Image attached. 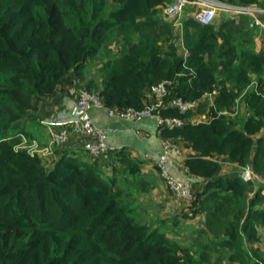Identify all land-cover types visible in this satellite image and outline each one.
I'll return each instance as SVG.
<instances>
[{
  "label": "trees",
  "instance_id": "1",
  "mask_svg": "<svg viewBox=\"0 0 264 264\" xmlns=\"http://www.w3.org/2000/svg\"><path fill=\"white\" fill-rule=\"evenodd\" d=\"M171 1L0 0V264H213L210 249L219 248L247 264L241 244L261 242L264 186L249 195V179L223 170L264 177V50H254L241 20L204 26L187 17L176 34L156 17ZM92 61L102 64L99 83L86 79ZM72 74L117 111L144 109L147 90L171 83L161 114L184 124L160 136L190 150L185 166L196 181L181 215L205 218L195 234L214 236L209 245L180 244L173 230L140 221L98 158L50 165L20 147L22 135L33 139L26 122ZM176 98L201 103L182 113Z\"/></svg>",
  "mask_w": 264,
  "mask_h": 264
},
{
  "label": "crops",
  "instance_id": "2",
  "mask_svg": "<svg viewBox=\"0 0 264 264\" xmlns=\"http://www.w3.org/2000/svg\"><path fill=\"white\" fill-rule=\"evenodd\" d=\"M185 11V18H187V16L190 17L191 12L194 13V8L189 6ZM160 12L161 8L159 9L158 17L162 20ZM225 18H230V16L220 13L217 21L220 22ZM247 19L248 27H246L253 35L254 50H264V31L251 29L249 27L250 18L247 17ZM239 21L236 20L237 23ZM101 65L98 61L90 62L86 70V79L95 80L99 83L101 79L99 74ZM71 79L70 86H62L56 94L44 99L34 116L25 124V131L29 134V137L37 140L41 146L49 145L54 134L66 133V141L54 148V156L49 158L50 165L61 160L64 155L76 156L79 161L93 162L92 159H94L86 150V146L92 143L93 139L87 135L75 132L67 125L76 104V95L72 94L71 90L74 88L80 89L84 85L75 74H72ZM146 93L148 98L152 100L150 89ZM212 99L213 95L206 97L207 101L212 102ZM199 103L201 102H198V105ZM90 115L95 126L105 132V143L110 148L108 160H101L100 163V166L103 167L107 175H117L119 180L122 179L123 182L120 180L121 186L125 185L129 193H133L139 185H146V183L151 185V177L160 179L161 175L156 167V161L162 153L163 144L158 132V123L155 119L149 118L140 122H133L123 119L117 114L111 117L110 111L107 108H93ZM202 118L204 117L197 116L194 120H201ZM119 151H122V155H120ZM189 153V149L181 146L178 154L177 152L172 154L168 168L170 173L177 179L193 182L196 181V178L185 166ZM127 158L129 161H132L130 165L135 164L137 166L138 173H131L129 166H127L128 162L125 163ZM243 169L236 165L225 164L223 174L230 175L231 177H240L244 171ZM255 179L256 177H251L248 180L250 185L249 195L254 192ZM162 189L165 193L169 192L165 187ZM179 202H181L180 205L183 208L186 206L185 201L181 200ZM195 221L197 222V219Z\"/></svg>",
  "mask_w": 264,
  "mask_h": 264
},
{
  "label": "built area",
  "instance_id": "3",
  "mask_svg": "<svg viewBox=\"0 0 264 264\" xmlns=\"http://www.w3.org/2000/svg\"><path fill=\"white\" fill-rule=\"evenodd\" d=\"M194 8L193 17L204 26H208L214 22L220 13L230 16L233 20H240L247 16L250 18L249 27L253 30L264 31V7L260 6H242L231 4L221 0H172L170 3L161 7V18L163 22H170L173 26L182 28V19L187 7ZM170 82H163L150 88L152 100L142 110L128 108L123 111L109 109L105 106L102 98L84 86L80 89H72L71 93L76 95V104L71 119L67 125L77 133L89 136L93 142L86 146V150L93 158L99 160H108L110 148L105 143V132L97 128L91 118L90 112L93 108H107L110 116L116 114L123 119L140 122L144 119H155L158 123V132L161 135L162 128L173 130L181 127L184 120L180 118H168L161 114V110L165 106L166 97L168 95V87ZM173 107L182 113L195 110L198 102H185L180 98L171 101ZM21 148L26 149L31 156H39L45 163L49 162V158L54 156V148L66 141V133L54 134L52 140L47 146H41L35 139H28L24 135L21 136ZM162 153L156 161V167L163 180L165 181L169 191L177 198L191 202L193 200V184L190 181L180 180L174 177L168 168L170 158L173 153L180 152V147L170 141L162 139ZM251 177H257L250 169H244L242 178L247 181Z\"/></svg>",
  "mask_w": 264,
  "mask_h": 264
},
{
  "label": "rangeland",
  "instance_id": "4",
  "mask_svg": "<svg viewBox=\"0 0 264 264\" xmlns=\"http://www.w3.org/2000/svg\"><path fill=\"white\" fill-rule=\"evenodd\" d=\"M186 11L183 15L185 18ZM193 13L191 12L190 17ZM158 17V15H157ZM188 17V16H187ZM159 18V17H158ZM218 17L214 20L213 23L218 24ZM242 24L246 23L248 27V19L247 16L242 17ZM162 22V20H160ZM183 21V19H182ZM176 28V29H175ZM181 28L174 27V31L176 34H179ZM114 50L115 47H109ZM248 169V168H246ZM160 177V176H159ZM122 181V179H120ZM151 185L142 184L139 185L133 193H129L128 189L123 185V189L129 193L128 195V203L129 205H135L136 207V215L139 217V220L146 223H154L156 225L164 226L172 233V236L177 239L180 244L186 246H205L209 245L212 240H214V236L203 237L200 235H196L195 232L200 231L205 227L206 221L205 218H198L197 222L191 221L189 219H184L182 217V212H186L185 209L180 205L182 199L177 198L173 193H171L163 180L157 179L155 177H151ZM123 182V181H122ZM254 185L256 187L264 186V177L257 175L254 180ZM133 187V185H131ZM163 187L167 188L169 191L165 193L163 191ZM142 191V192H139ZM179 200V201H177ZM135 201V202H134ZM182 207V208H181ZM178 208V209H177ZM179 219L178 226H174V222ZM200 228V229H199ZM199 229V230H198ZM261 234V242L260 243H247L245 241L242 242V254L245 257V261L247 264H257L258 262H262L264 264V229H260ZM217 240V239H215ZM219 240V239H218ZM211 251V263L213 264H241L240 260L235 257V251H228L224 249H210Z\"/></svg>",
  "mask_w": 264,
  "mask_h": 264
},
{
  "label": "clouds",
  "instance_id": "5",
  "mask_svg": "<svg viewBox=\"0 0 264 264\" xmlns=\"http://www.w3.org/2000/svg\"><path fill=\"white\" fill-rule=\"evenodd\" d=\"M160 8H161V7H160ZM160 8H159V9H160ZM230 19H231V18H230ZM235 21H236V20H235Z\"/></svg>",
  "mask_w": 264,
  "mask_h": 264
}]
</instances>
